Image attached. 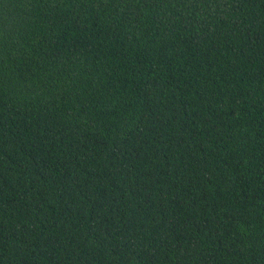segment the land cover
<instances>
[{
	"label": "trees",
	"instance_id": "trees-1",
	"mask_svg": "<svg viewBox=\"0 0 264 264\" xmlns=\"http://www.w3.org/2000/svg\"><path fill=\"white\" fill-rule=\"evenodd\" d=\"M0 264H264V0H0Z\"/></svg>",
	"mask_w": 264,
	"mask_h": 264
}]
</instances>
